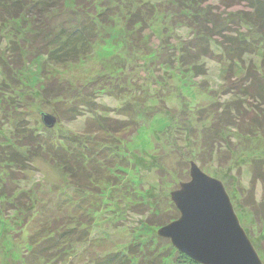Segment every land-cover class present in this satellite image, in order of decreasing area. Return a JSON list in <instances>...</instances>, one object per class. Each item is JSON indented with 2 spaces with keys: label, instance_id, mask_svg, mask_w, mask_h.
I'll return each mask as SVG.
<instances>
[{
  "label": "rangeland",
  "instance_id": "374dc122",
  "mask_svg": "<svg viewBox=\"0 0 264 264\" xmlns=\"http://www.w3.org/2000/svg\"><path fill=\"white\" fill-rule=\"evenodd\" d=\"M247 1L226 5L222 0H97V10L108 17L100 24L102 35L92 43L89 54L81 52L76 61L69 62H53L36 51L30 54L27 33L20 23L11 19L0 22V64L4 60L12 65L7 53L9 48L13 50V42L23 52L18 61L21 66L0 67V192L11 193L17 186V194L23 193L27 203L24 207L15 199L10 203L0 197V264H41L35 257L39 251L29 253V237L37 232L39 238H46L48 225L45 231L36 229L42 226L40 222L52 220L56 211H64L76 221L68 223V219L53 233V239L64 240L57 246L53 239L49 242L52 246L47 250L56 254L53 264H92L110 253L137 262L139 246L144 244L150 248L151 258L145 264H175L176 249L158 234L159 220L175 214L171 192L190 178L192 160L199 166L204 161L202 169L224 183L264 262V231L242 197L250 186L252 160L264 157V137L256 131L247 134L237 121L238 106L243 107L245 115L241 116L249 124L259 107L264 109L263 98L257 100L258 94L249 93L254 86L264 91V35L250 20L254 9ZM67 5L72 7L70 2ZM209 9L221 20L230 18L223 21V31L215 37H203L214 55L203 56L197 70L180 67L174 59L175 48L185 47L192 37L200 41L194 14L206 15ZM143 12L147 20L132 27L128 22ZM204 14L199 18H205ZM258 14L264 22L262 11ZM53 15L58 23L65 17ZM234 46L241 49L234 51ZM163 54L167 63L162 62ZM54 93L58 97L49 98ZM128 104L142 114L138 131L130 128L116 138L114 134L96 135L102 144L116 142L132 162L130 169L118 175V187L101 183L92 190L78 189L60 166L37 154L39 148L49 151L57 144L68 145L65 138L69 137L95 140L93 134L85 136L87 119L127 120L121 110ZM156 109L162 111L145 117ZM43 112L57 117L54 127L44 125ZM232 120L236 126L227 125ZM250 126L244 125V129ZM212 127H216L214 132ZM211 132L212 154L204 142L205 134ZM38 139L49 146L37 145ZM27 142L34 144V154L19 147ZM10 152L18 156L12 158ZM258 194L259 199L260 188ZM95 198L100 209L93 213L90 202ZM86 218L88 222L79 224ZM76 224L80 232L85 231L84 236L62 232L65 228L71 231ZM130 245L139 252L129 253Z\"/></svg>",
  "mask_w": 264,
  "mask_h": 264
},
{
  "label": "trees",
  "instance_id": "16d2710c",
  "mask_svg": "<svg viewBox=\"0 0 264 264\" xmlns=\"http://www.w3.org/2000/svg\"><path fill=\"white\" fill-rule=\"evenodd\" d=\"M222 1L226 5H232L235 4L236 2L237 4H239V1L243 2L245 0H239V1L222 0ZM249 1L250 2L247 1L248 5L252 7V9H254L253 11L250 12L251 13L250 20L254 24L259 25L260 28L259 32L264 35V22L261 20L262 19L261 14L260 15L258 14L256 16V13H260L262 11L264 18V11H263L264 0H256L257 3L255 2V0H249ZM68 2L72 4L73 8L67 5ZM97 8H98L97 0H0V22L6 24L8 20L11 19L12 21H18L20 23V27L23 30H25L27 33V36L25 37V39L27 38V40L25 42H27V47H28L27 49L30 52V54L36 51L38 53L37 55H45L53 62L59 60L60 62L76 61L79 58V53L82 52L84 54H89L90 52L89 49L92 43H94L98 39L99 35H102V28L100 27V24L105 21L107 16H105L104 12L102 11L99 12ZM205 12L206 15L200 11L194 14L195 17H198L195 18L194 22L197 24L196 26L197 31H199L197 36L199 37L200 41L196 42V40H193L192 37L190 41L185 44L186 48L183 45L179 47L177 46L175 48L177 52L175 53L174 59L180 63V67L186 66L191 70H197L199 66H202L199 63V60L203 56L207 55L211 57V55H214L215 50L212 48L211 45H209V41L205 39L203 40V37H208L210 36V34L215 37L216 34H218L220 31H223L221 29L223 21L229 20L230 18L228 19L222 18L221 20V18L215 17L211 13L210 9L206 10ZM54 13L65 14V17L63 20L61 19L58 23L54 21L55 19H53ZM129 14L131 16V13ZM203 14L205 18L202 17L199 18V16ZM145 20L147 19L145 18V13L143 12V14L141 13L140 16L137 17V20H132L129 21L128 23L133 27L138 23L141 24L144 23ZM140 40L141 38H138V42ZM145 47H147V44H145ZM11 48L13 50L9 48L10 53L8 52L7 56L9 57V59H13V60L9 62L11 63L13 62L12 65L15 64L17 66L18 65L21 66L18 61L20 60L21 62V59H23L22 56L23 52L19 48H17L16 42H13V46ZM235 48L241 49V46H234L233 47L234 51ZM161 57L163 59L162 62L167 63V60H165V55L163 54ZM238 58L240 61L243 59L239 53H238ZM173 62L174 61H171V64H173ZM12 65H9L4 60H2L0 67L3 69H7V67L8 69H11ZM248 90L249 89H247V91ZM263 92H264L263 89L262 91L258 90V88H256L255 86L252 87L249 91V93H251L252 95L254 93L258 94L259 96L256 99L259 100L263 98L262 101L264 102ZM58 95L59 94L54 93L53 96H50L49 98L58 97ZM149 98L150 96L148 97V99H146L145 105L147 104ZM242 108L243 107L241 106H238L237 108V111L239 113L237 117V121L240 122L239 129H241L242 131H246L247 134H252V131H256V133L257 132L261 133L262 136L264 137V109H261L259 107V112H256L255 117L252 120V123L249 124L246 117L241 116V115H245L244 112L241 111ZM228 109L231 110V108ZM160 111L162 110H157V109L152 110L149 113V115H146L145 117L148 119L152 118L155 114H157ZM121 114H126V117L124 118H126L127 120L118 119L117 117H106V116L98 117L93 120L87 119L84 126V133L86 134L85 136L93 134L96 137V135L105 134L107 137H110L114 134L116 138L117 137L116 135L118 133L127 131L130 128L132 129L134 128L137 131L141 128L143 123L142 124L138 123V117L141 116L142 114H139L138 110H134L132 104H128L127 108L122 109ZM220 120L223 119L220 118L219 121ZM218 123L219 122H217V124ZM227 125L231 127L236 126L233 120ZM244 125L245 126L251 125V126L247 127V129H244ZM213 128L214 127L211 128V131L214 132L216 130V127L215 129ZM213 132H211L210 134L208 133L205 134V140H204L205 145L210 146L209 149L210 154H212L215 151V145L213 144V139L211 144H210V140L208 139L211 138ZM96 139L97 137L95 138V140H90L89 138L80 139V137L65 138L66 142H68V145L66 144V146H63L57 144L56 145L57 147L55 146L54 150L53 147L51 146L52 149L49 151H42V148H39L37 154L44 155L50 162L55 163L58 167L60 166L70 178V182L74 184L78 189L84 188V189L92 190L94 189L93 188L94 186L99 187L101 183H106L118 187L120 184L118 175L125 169H130L129 166L131 165L132 162L128 154L126 152H123L119 145H116L117 144L116 142L113 141L114 144L108 145V144H102L99 140ZM39 143L41 145L43 143L42 140L39 141L38 139L37 145ZM44 143L45 144H42L43 146H49L47 141ZM19 147H26L28 148V150L26 149L28 152L34 154V152H32L34 144H32L31 142L23 143L19 145ZM17 154L18 153L11 154L10 152L12 158L18 156ZM15 160L17 161V159ZM10 161H14V160L10 159ZM204 163H205L204 161L201 162V166H200L201 168L204 165ZM251 163L252 164L250 166V171H251L250 186L248 187L247 190H243L242 193L243 203L244 205L249 207L254 220L260 225V227L264 231V157L254 158ZM10 173H12V171H10ZM188 179L189 177L186 178L185 180ZM3 186L8 187L6 183ZM259 188L261 195L260 198L258 199ZM18 189L19 187L16 186L12 188L13 191L11 193H7V194L5 193L6 189H4V192L3 191L0 192V195H3L0 197H3L5 199L7 198L10 199L9 200L10 203L12 202L13 199H15L16 200L15 202L19 203L21 206L26 207L27 203H25L26 201L24 199V195L23 193L17 194V192H19ZM90 203L94 206L93 213L98 212L100 209L99 199L95 198ZM172 206L174 207V205ZM174 209H175L174 210L175 214L171 215L167 219L161 218V220H159L160 225L163 226L179 216L178 209L176 207H174ZM55 214L56 216L52 220L46 222L45 221L40 222L42 223V226L36 229V231L37 230L39 231L40 229L41 230L43 229L45 231L47 228L46 226L48 225L50 228L46 230L49 231L48 236L46 238L41 239L42 236L39 238V236L36 234L37 232L35 233V235L34 233L32 235L30 234L29 237L32 243L30 244L31 249L29 253L33 254L36 253V251H39V253H36L38 255H36L35 257H37L38 261L41 264L44 263L53 264L54 262L52 261L56 260L55 257L56 254L55 253L51 254L50 250H47V248H50L52 246V244H50L49 242H51V240L53 239L52 237L54 235L53 233H55L59 225L65 223L66 221H68V219H70V222L68 223L76 221L73 220L70 215L65 214L64 211H56ZM89 218L84 219L79 224L83 223L84 221L88 222ZM99 223L100 222H97V224L95 225H98ZM78 225L77 227H74L71 231L65 228L62 232L64 234H70L71 237H74L78 234L84 236V234H86L85 231L82 230L80 232L78 230ZM35 236L36 238H34ZM60 238L61 237H59V241L64 242V240L61 241ZM59 241L56 238H54L53 239L54 245L57 246ZM144 246L146 245L144 244L142 247L139 246L141 250L140 252L139 249H134V245H130L128 247L130 251L129 253L135 254L139 252L141 260L139 259L137 262H133L132 260H130L129 257H127V255L118 257L117 254L110 253L108 255L100 256L92 264L148 263V261H150L151 259L150 255L148 254L150 248ZM175 249H176L175 252L177 253V257H180V258L176 257L175 264H198L197 261L193 260L185 253L179 251L176 247Z\"/></svg>",
  "mask_w": 264,
  "mask_h": 264
},
{
  "label": "water",
  "instance_id": "95a60500",
  "mask_svg": "<svg viewBox=\"0 0 264 264\" xmlns=\"http://www.w3.org/2000/svg\"><path fill=\"white\" fill-rule=\"evenodd\" d=\"M44 124L57 118L42 113ZM179 216L161 226L158 234L201 264H264L242 226L224 183L190 163V178L171 192Z\"/></svg>",
  "mask_w": 264,
  "mask_h": 264
}]
</instances>
